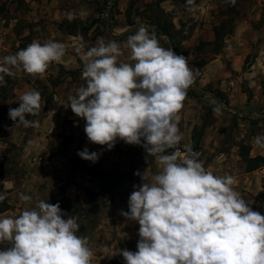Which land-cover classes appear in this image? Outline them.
Here are the masks:
<instances>
[{"label": "rangeland", "instance_id": "1", "mask_svg": "<svg viewBox=\"0 0 264 264\" xmlns=\"http://www.w3.org/2000/svg\"><path fill=\"white\" fill-rule=\"evenodd\" d=\"M141 26L198 69L186 95L193 98L198 144L185 147L201 151L199 161L209 172L234 177L233 188L264 216V165L248 171L242 157L264 159V148L255 142L264 137V0H0V58L33 41L65 46L62 60L51 63L42 77L0 73L6 81L0 84V185L13 187L4 199L9 209L0 218L17 217L39 200L58 203L78 218L76 234L88 239L91 264H126L118 250H138L139 224L120 213L129 210V196L142 183L135 173L146 170L144 182H150L160 166L141 146L117 140L111 150L94 148L86 134H77V126L68 132L65 124L77 119L65 116L74 113L61 98L66 84L78 88L83 81L88 49L101 39L123 45ZM129 55L122 50L119 61L130 62ZM33 89L41 94V109L26 118L38 125L15 126L9 109L18 108L19 96ZM84 148L99 154L95 163L78 155ZM21 194L32 203L21 201ZM7 247L0 243V250Z\"/></svg>", "mask_w": 264, "mask_h": 264}, {"label": "clouds", "instance_id": "2", "mask_svg": "<svg viewBox=\"0 0 264 264\" xmlns=\"http://www.w3.org/2000/svg\"><path fill=\"white\" fill-rule=\"evenodd\" d=\"M122 50H129L130 62L119 61ZM64 55L63 43L33 41L0 58V73L42 77ZM197 73L188 58L160 46L141 26L123 45L101 39L88 49L81 72L84 84L68 97V107L86 121L90 143L111 150L121 140L158 160L159 171L150 182H144L149 180L146 170L135 173L142 183L129 196V210L120 213L139 224L138 250H118L126 264H264V216L233 188L234 177L206 170L191 148L183 160L175 151L164 154L182 140L179 113ZM41 99L35 89L19 96V107L9 109L15 126L38 125L26 116L39 114ZM255 142L264 148V137ZM78 155L93 163L99 158L88 148ZM5 198L0 193V201ZM20 199L32 203L30 196L21 194ZM77 219L58 203L44 200L17 217L0 218V243L9 244L0 250V264H91L94 254L88 239L76 234Z\"/></svg>", "mask_w": 264, "mask_h": 264}, {"label": "crops", "instance_id": "3", "mask_svg": "<svg viewBox=\"0 0 264 264\" xmlns=\"http://www.w3.org/2000/svg\"><path fill=\"white\" fill-rule=\"evenodd\" d=\"M212 62H214V61H212ZM191 65L192 64H190V66ZM199 67L197 66V68H199ZM65 68L67 70L70 69V67H65ZM206 68H208V67H206ZM69 79L70 78H67L65 80H69ZM83 84H84V81H81V83L78 86V88L81 87ZM74 85L75 84H72V85L71 84H66L65 85L66 88L63 91V95H62L63 98H61V100H64V102L67 103V107H68V104H69L68 97L70 95L75 94L76 90L78 89V88H75ZM209 94L210 93H205L204 96L209 97L208 96ZM68 109L71 110L70 107H68ZM50 111L52 113L56 114L58 112V109L56 110L54 108H51ZM64 113H66V112H64ZM57 114L59 115V113H57ZM66 114H68V115H65V114L64 115L65 116H72V117H70L71 120H74L75 118L77 119V121H75V120L71 121V122L68 121L65 124V127L69 130L68 132H70L72 129H73L72 130V132H73L74 128L77 126L78 127V133L77 134H82V133L85 134V132H84V127H85V123H86L85 120L75 116V114H70V113H66ZM179 115H180V120L178 122V128L180 130V134L182 135V140L181 141L183 142L184 146H188V147L191 146V145L193 146V142H192V134H193V98L187 97L185 99V101L183 102V108L180 111ZM8 122H10V121L8 120ZM75 145H77V147H80V146H83L85 144H82L81 142L80 143L76 142ZM89 146H90V144H89ZM131 146H133L134 149H136V148L139 149L140 148V146H138V145H131ZM91 147H94V145L91 144ZM94 148H96V147H94ZM9 183L10 182H3V185H0V193H3L5 196L11 194L10 192H7V190H10V188L13 189L12 185H9ZM15 189H16V187H15ZM5 202L7 203V201H5Z\"/></svg>", "mask_w": 264, "mask_h": 264}, {"label": "trees", "instance_id": "4", "mask_svg": "<svg viewBox=\"0 0 264 264\" xmlns=\"http://www.w3.org/2000/svg\"><path fill=\"white\" fill-rule=\"evenodd\" d=\"M193 135H194V131L192 134V142L193 144L197 145L198 138L194 137ZM242 157L245 158L246 164L249 166V169H247L248 171H252L253 169L262 167L264 165V159L261 157L250 158L248 153H243ZM258 161H261V163L257 165ZM8 209H9V205L5 202V200L0 201V214L7 211Z\"/></svg>", "mask_w": 264, "mask_h": 264}, {"label": "built area", "instance_id": "5", "mask_svg": "<svg viewBox=\"0 0 264 264\" xmlns=\"http://www.w3.org/2000/svg\"><path fill=\"white\" fill-rule=\"evenodd\" d=\"M209 97H211V95L209 94L208 95ZM187 149L188 148H186L185 146H183V145H177L173 150H172V152H177V154H178V158L180 159V160H183L187 155H188V151H187ZM191 150H192V152H195V153H198L199 154V157H200V154H201V151L200 150H198V149H193V148H191ZM171 152V153H172ZM170 153V154H171ZM199 157H198V159H199Z\"/></svg>", "mask_w": 264, "mask_h": 264}]
</instances>
